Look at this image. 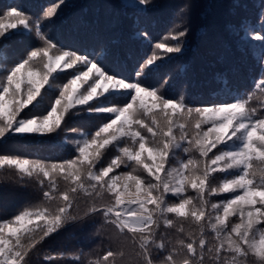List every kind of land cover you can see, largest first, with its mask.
<instances>
[{"label": "snow or ice", "instance_id": "obj_1", "mask_svg": "<svg viewBox=\"0 0 264 264\" xmlns=\"http://www.w3.org/2000/svg\"><path fill=\"white\" fill-rule=\"evenodd\" d=\"M61 3L35 19L18 6L0 12V140L60 130L78 137L72 158L58 162L0 155V169L14 170L20 181L35 178L46 189L43 202L0 221V264H29L52 234L94 216L112 227L120 247L89 264H117L128 245L142 264H264V111L250 106L253 92L202 106L186 104L183 96L168 98L144 79L160 59L156 51L132 81L103 58L54 43L41 20L56 16ZM24 33H34L42 46L8 66L4 44ZM184 36L171 35L176 44L156 43L155 49L180 53ZM253 38L264 48V35ZM260 62L254 89L264 96V55ZM73 118L104 122L85 132L67 127ZM110 148L117 154L105 165ZM179 152L187 159H178ZM217 173L223 176L213 184ZM222 194L230 197L212 202ZM81 199L88 207L74 215ZM170 229L177 233L174 241ZM208 234H214L213 244ZM64 255L45 254L43 260L52 264Z\"/></svg>", "mask_w": 264, "mask_h": 264}, {"label": "trees", "instance_id": "obj_2", "mask_svg": "<svg viewBox=\"0 0 264 264\" xmlns=\"http://www.w3.org/2000/svg\"><path fill=\"white\" fill-rule=\"evenodd\" d=\"M58 2L61 0H0V12L18 6L35 19L42 17L45 8ZM41 22L44 32L58 46H67L65 49L89 58H103L110 69L132 81L140 79L135 72L156 51L160 59L150 66L151 71L144 79L168 98L183 96L186 104L202 106L231 102L251 89L254 98L250 106L264 105L263 101L257 104L254 101L263 97L255 91L254 81L260 78L264 48L260 47L261 41L253 38L255 34L264 35V0H149L148 5H140L138 0H62L57 15ZM180 31L185 32L179 41L180 53L155 49L156 43L176 44L170 36ZM38 42L42 41L34 33L11 35L4 44L8 66L33 47L42 46H37ZM98 122L104 121L73 118L67 127L96 129ZM69 133L60 130L46 136L12 135L0 140V155L49 162L70 159L75 151L72 141L78 137L70 139ZM116 154L110 148L103 163L107 165ZM178 159L187 156L179 152ZM170 164H178V160ZM123 170L122 167L117 171ZM219 174H214L217 180L213 184L223 176ZM43 190L46 189L35 178L20 181L14 170L0 169V221L12 218L25 206L43 202ZM188 194L195 195L191 189ZM224 197L230 194L214 197L212 202ZM78 204L73 214L83 216L88 203L81 199ZM188 230L185 224V232ZM112 233V227L103 225L99 216L70 222L33 251L29 264H45V254L61 252L64 257L52 264H89L108 250L119 249L120 244ZM168 234L174 241L175 230H168ZM213 237L214 234L207 235L209 244L214 243ZM165 239L167 243L168 238ZM124 252L123 258H116L117 264H142L131 245ZM72 256H78L79 260L71 259ZM153 259L157 260L155 251Z\"/></svg>", "mask_w": 264, "mask_h": 264}, {"label": "rangeland", "instance_id": "obj_3", "mask_svg": "<svg viewBox=\"0 0 264 264\" xmlns=\"http://www.w3.org/2000/svg\"><path fill=\"white\" fill-rule=\"evenodd\" d=\"M38 45H42V42H38L37 43V46ZM63 48H67V46H62ZM247 91H249V92H251V89H248ZM255 103L257 104L259 101H263L262 103H264V96L263 97H260V98H256L255 100ZM254 105V104H253ZM259 110H261V111H264V109H262L261 107H257ZM103 123V122H102ZM100 123L98 122V125H99ZM75 128H79V129H86L87 130V132H94L96 129L94 128V129H91L90 128V126H79V127H75ZM70 133L68 134V137L70 138V139H73L74 137L76 138L77 137V135H76V133H73V132H71V131H69ZM13 135H19V134H13ZM23 136H25V135H23ZM27 136H29V135H27ZM32 136H40V135H32ZM175 165H177L178 166V164H175ZM219 175H223L222 173H220Z\"/></svg>", "mask_w": 264, "mask_h": 264}]
</instances>
